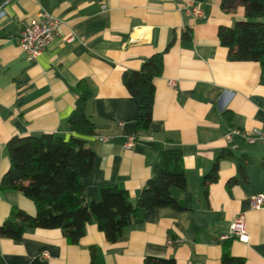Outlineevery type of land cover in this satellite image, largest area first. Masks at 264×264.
<instances>
[{
	"label": "crops",
	"instance_id": "1",
	"mask_svg": "<svg viewBox=\"0 0 264 264\" xmlns=\"http://www.w3.org/2000/svg\"><path fill=\"white\" fill-rule=\"evenodd\" d=\"M220 2L0 0V182L9 168L7 141L40 134L80 137L95 153L83 180L88 199L103 185H117L134 205L164 150L182 152L186 178L184 191L172 190L182 210L144 212L116 243H107L94 223L76 244L59 230H31L19 241L0 239L5 264H90L91 247L96 264H142L146 257L220 264L224 244L244 264H264V207H250L251 197L264 194V145L223 139L231 128L264 130V85L257 63L227 59L218 27L243 20L244 10L237 5L225 12ZM196 3L202 18L184 12L185 5ZM43 13L61 25L50 46L29 61L17 36ZM187 31L189 38H182ZM154 54L162 56L163 69L153 80L151 123L136 131L138 104L122 75L138 70ZM79 83L90 92L86 113L95 128L89 136L67 128ZM129 139L131 146L124 148ZM223 152L217 180L204 193L203 178ZM13 207L35 215L34 204L21 193L0 189V225ZM238 216L248 241H220Z\"/></svg>",
	"mask_w": 264,
	"mask_h": 264
},
{
	"label": "trees",
	"instance_id": "2",
	"mask_svg": "<svg viewBox=\"0 0 264 264\" xmlns=\"http://www.w3.org/2000/svg\"><path fill=\"white\" fill-rule=\"evenodd\" d=\"M199 2L205 0H198ZM237 5L243 7L244 19L230 27L219 26L217 38L227 50L231 62L257 63L260 84L264 85V0H221L222 11ZM190 31L182 38L188 39ZM171 45H167L166 50ZM162 56L147 58L138 70L124 72L122 83L137 101L135 130H147L151 123L154 100V78L161 75ZM77 98L67 128L78 136H89L95 126L86 113L90 92L86 85L76 87ZM9 168L0 182V189L14 190L35 206L30 216L13 207L0 225V239L19 241L26 231L59 230L67 242L76 244L85 234L87 225L94 223L109 244L116 243L124 229L141 222V215L152 209L169 207L182 210L172 190L186 187L183 155L180 150H164L133 205L127 191L117 185L99 187L96 197L88 199L83 180L92 170L95 153L80 137L68 139L55 134L12 137L5 145ZM203 178L204 193L208 184L218 177V160ZM264 164V161H262ZM243 172V165L240 167ZM235 181H231L233 184ZM95 249L90 248V264H96ZM0 264H5L0 258ZM142 264H175L173 259L146 257ZM220 264H244L243 259L230 256L224 244Z\"/></svg>",
	"mask_w": 264,
	"mask_h": 264
},
{
	"label": "built area",
	"instance_id": "3",
	"mask_svg": "<svg viewBox=\"0 0 264 264\" xmlns=\"http://www.w3.org/2000/svg\"><path fill=\"white\" fill-rule=\"evenodd\" d=\"M184 12L194 18H202L203 12L200 4H187L184 6ZM61 21L51 14L43 13L36 20L30 21L24 26L18 36L17 43L20 51L25 54L29 61L35 60L43 51H45L53 42L58 33ZM69 40H72L69 38ZM167 85L170 88L175 86L173 81H168ZM238 137L247 145L261 144L264 145V130L253 129L251 131H241L236 128H231L223 137L227 144L233 142V138ZM131 139L124 145V148L131 146ZM250 207L254 210H259L264 207V194H257L251 197ZM236 239L241 242L248 241V235L245 223L242 216H238L229 226L226 234L219 237L220 241ZM170 245H177L179 241H168ZM43 257L47 258L46 253Z\"/></svg>",
	"mask_w": 264,
	"mask_h": 264
}]
</instances>
